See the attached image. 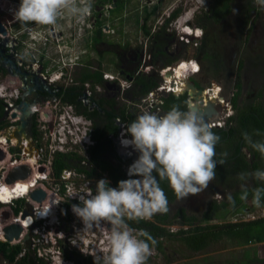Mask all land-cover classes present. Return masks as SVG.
<instances>
[{
	"label": "clouds",
	"instance_id": "obj_1",
	"mask_svg": "<svg viewBox=\"0 0 264 264\" xmlns=\"http://www.w3.org/2000/svg\"><path fill=\"white\" fill-rule=\"evenodd\" d=\"M16 1L19 5L11 10L12 13L0 7V24L4 27L3 24L5 23L1 21L3 14H12L15 24L21 26L23 32L18 37L20 44L14 49H19L18 52L23 55L27 48L29 50L33 49L29 47V44L42 45L43 48L36 50V52L40 54L43 51V55L49 46L56 45V36H59V34H56V28L62 27L58 23L61 19L75 20L82 23L83 26L86 24L84 30L87 34L92 31L88 26L91 18L90 0ZM189 1L193 0H188L184 4L179 3L178 6L174 7V11L179 9L181 12L183 8L187 7L186 5ZM195 3L193 1L191 5ZM255 3L260 7H264V0H255ZM200 4L205 6V0H200L198 5ZM181 6H183L182 9H180ZM197 9L193 8L189 11L190 20L194 18ZM237 11L233 9L234 14ZM167 24L168 21H166L165 25ZM37 26L42 27L35 30L34 28ZM69 28L71 30L74 29L70 25ZM52 29L55 32L50 34ZM5 30L7 32L6 36H8L9 29L7 31L5 28ZM31 31L37 33V35H32ZM6 36L0 37V41L6 40ZM3 42L0 43L3 49H13L8 44L4 46ZM114 42L116 44L119 43L118 41ZM39 54H34L32 50L31 56H39ZM193 64L196 65L194 62L191 65ZM63 73L67 75L69 72L63 71ZM67 78L68 76H62L61 80ZM24 107L25 110L28 108L26 105ZM32 111L33 109L30 107L28 112L32 113ZM23 118L24 115L21 116V119L16 124L18 125L21 122L13 134L8 133L7 135L3 132L8 138L11 137L13 140L16 138L17 140V144H15L12 151L15 149L19 150V146H22V138L28 136L25 130L21 133V140L15 136L20 131ZM0 128L1 130L3 129V127ZM57 134L60 136V133L57 132ZM122 136H130L131 138L122 139L121 145L131 147L139 153L137 159L128 168L127 175L129 178L125 175L128 179L120 180L116 187H111L110 182L102 178L96 181L94 192L90 188L84 193L73 191L66 198V200L74 198L73 200H77V203L68 202L69 206L65 207L66 211L63 214L74 215L83 225V228L76 233L71 243L73 245L81 243L80 246L83 250L79 249L83 254L93 257V264H147L148 258L154 255V246L157 244V240L145 230H137L130 227L127 221L150 220L156 214L169 212L168 198L160 186V181H167L168 186L173 190L177 199H185L190 195H197L203 192L208 188L210 182L216 179L218 164L215 159L216 145L220 137L212 131L211 126L195 111H181L176 106H173L164 115L145 111L124 128ZM243 137L253 150L264 157V142L253 141L247 133L243 134ZM64 144L68 146V143ZM124 146L123 148H125ZM2 154H4V157H2ZM223 155L226 157L227 153ZM7 158L8 155L0 149V159L4 160ZM224 162L223 159L219 161L220 164ZM124 169L126 170L127 167L124 166ZM2 172L3 168L0 167V173ZM248 175L264 181V170H257L251 174L241 173L240 179H246ZM1 177L0 180L2 179ZM41 183L43 184V182ZM41 189L45 192L43 188ZM262 193H264V189L261 188H257L253 193V203L257 206L260 205ZM246 196L247 193L245 192L244 198ZM21 201H25V205L22 211L17 213H21L20 219L24 209L28 211L29 215L35 214V206L30 201V205L26 206L28 199L24 197L10 199L9 202H1L0 204L11 206ZM64 203H61V200H58L56 204L53 203L55 209L52 210L53 214L49 213V215L53 217L54 222L56 220V223L59 220L61 221ZM30 210L32 211L30 212ZM103 225H109V227H103ZM28 226L29 224L26 227ZM26 227L22 228L26 230ZM97 227L101 228L98 247L91 251L86 250L82 247L85 242L82 239L86 238ZM0 243L7 242L0 241ZM58 264H63L62 258L58 260Z\"/></svg>",
	"mask_w": 264,
	"mask_h": 264
},
{
	"label": "flooded vegetation",
	"instance_id": "obj_2",
	"mask_svg": "<svg viewBox=\"0 0 264 264\" xmlns=\"http://www.w3.org/2000/svg\"><path fill=\"white\" fill-rule=\"evenodd\" d=\"M125 1L128 0H114L113 3H111V8L110 10L113 13H119L121 11V14L123 13V9L125 8ZM152 1V0H148ZM185 0H180L179 3L184 2ZM164 0H156V3L151 2L152 3V8L154 10H150L149 13L150 17L147 20V29L150 31L151 27L157 24V21L160 19H164V23H166V21L170 22L173 18H175L178 13L180 12V10L178 9V13L177 15L173 16L174 11V7L178 6L175 5L176 3L167 5V7L165 8L163 5ZM161 3V6H160ZM252 1L251 0H244V2L242 3V6L240 7V12L238 14V22L240 25L245 26L246 24V20H247V14L250 15H254L253 18L258 17L257 15L259 14V10L258 9H254V7L251 5ZM97 0H94V10L91 13V18L89 20V23L91 24L90 30H92L90 33H88L86 36H76L78 35L77 32H75V29H72V33L71 36L70 35V28L69 25L70 23H65L64 25L66 26V30L61 32L59 34V36H56V46L58 47V49H63L65 50L66 47H68V51H67V56L69 59L74 60V70L72 71V73H68L67 75H65L64 73H61L60 68L57 66V68L54 71L57 75V80L60 79L62 76H70L72 77V81H68V80H60V81H56V84L54 85H49L48 83H43L40 81V79H44L43 75H48L46 70H47V66L45 65V57L43 55V51H41V53L39 54V56H28L26 54L23 55V58L21 56V54L18 52L19 49H14V47H17L20 42L18 41V37H16V39H13L12 41H9L7 44L11 46V48L13 49H3L0 46V79L2 81L1 87L3 89V91H5V93H9L13 90V88H16L20 82H15L14 79L11 80L10 83V78H12V76L17 73L18 76H20L22 78L21 81L24 82V86L21 89V98L25 99V102H23V115H24V120H25V131L27 132V134L32 133L35 137L40 136V133H43L44 130L41 129L39 130L38 123H37V118L38 116H40V111L39 112H35L32 111V113H29L28 111H30V105L34 104V103H39L42 104V102L48 98H52L56 93V96H60L62 94H64V98H63V102L64 103H58L56 104L57 108H59L62 111H64L65 109V104L67 105V107H69V105L72 107V109L70 110V112L76 113L77 115H81V116H86L89 117L92 121H93V127H94V131H93V139L96 142L94 146L91 147V150L93 147H95L97 145V141L94 138V134L96 131V126L97 125H103L104 123L107 125L109 122L108 120H106L107 117V113L108 112H112L114 113L113 118L110 120L112 123V126L114 127L115 131L114 133H108L107 137L109 139H111V141L113 142V150L111 151V149L108 152H111L115 155V159L116 162H112L114 165H119L121 164L122 170L124 168L123 166V162L122 160L118 157V155L116 154L115 151V138L118 137V128L115 127L114 125V119L117 116H123V117H127V112H126V107L125 104L117 101V97L122 95V88L120 87L117 91V93L115 94V96L113 97H107L104 96L102 97V95L96 96V98H94L95 102L97 103V107H88L85 106L81 103L80 99L81 96L84 95V92H86L87 89V84H91V85H96L97 83L100 84H107V82L104 79V73L107 70H118V72H120V74H129V72L125 71V67L127 62L130 61V58H128L129 56L127 55L129 53L130 50H125V47H117L119 49L116 50L114 49V51H110L109 49L105 50L104 52L102 51V49H100V47H104L106 44L105 41L107 42L108 36H104V31L107 30L108 28L111 27V25H108L106 23V16L107 13L105 11V5H108L107 3H105L103 6H97ZM156 4H158V6H155ZM178 4V3H177ZM230 0L227 3V7H221L219 3H216L215 0H205V6L203 4L198 5V9L196 11V14L194 15L195 19L197 20L198 17L200 18V22L201 24H203L204 26V30L203 28L200 26V24L198 23V26H200L202 28V35L205 34V40H204V46L200 49L201 50V54L198 55L202 62L203 60H207L209 62L210 57L215 58L216 59V54L213 53V51H215V47L217 46L216 42L214 40H212L211 38L209 39V36H207V33L209 30L215 28L216 24V20H221L219 18L224 17L223 14H228L229 10H230ZM163 5V6H162ZM145 7V6H144ZM149 7V6H148ZM217 7H219V10H217ZM146 8V7H145ZM160 10H159V9ZM159 10V13L157 12L156 15V11ZM160 11L162 14H160ZM260 15V14H259ZM151 16H154V18L152 19L154 23H152L150 26L148 25ZM109 17V16H107ZM125 17V15L122 14V16L118 17V20H123ZM146 17V16H145ZM144 17V19H145ZM169 17V18H168ZM168 18V19H167ZM143 19V20H144ZM101 21V26H99L98 21ZM117 20V19H116ZM117 20V21H118ZM111 20L108 21V23ZM245 21V22H244ZM138 23V25L140 26V31L143 34V27L142 25L144 24V21H142L139 24V19L136 21ZM252 21H249L248 24H251ZM222 24V23H221ZM220 24V25H221ZM119 27L121 28L122 26L119 25V21L118 24L115 28H112L113 34L115 35H122L123 33V27L119 29ZM153 27V28H154ZM10 29L13 30V26H10ZM101 32V36L98 34V32ZM154 30V29H152ZM151 30V31H152ZM68 31V32H66ZM151 31L149 32V34L151 33ZM162 30H157L154 31L152 33V35H154L157 32H160ZM215 31V30H214ZM60 32V31H59ZM65 32V33H64ZM10 34V33H9ZM145 34V33H144ZM148 34V35H149ZM222 35V33L220 34ZM146 36V35H145ZM118 38V37H117ZM247 39V35L245 34L244 37L241 38L237 41L238 42V46L237 48H239V45H243L244 46V41ZM118 41V39L116 40ZM158 43V39L156 38V36H154L153 38V43L154 44L152 46L154 54H155V50H156V44ZM165 43V42H164ZM108 45V44H107ZM118 45V44H116ZM110 46V45H109ZM213 46V49H212ZM105 48V47H104ZM116 48V47H115ZM165 51L167 49V43H165L164 45ZM242 48V47H241ZM243 49V48H242ZM94 50V52H96L97 58H93V53H91V51ZM108 52H113L115 55L110 54ZM212 52V53H211ZM100 53L103 56H106L107 58L104 57V59H100L99 55ZM134 53V51L132 50V52H130V54ZM167 53V51H166ZM220 57L217 56V58ZM212 62V61H211ZM19 63H22V65H19ZM36 63H39V68L38 70H36V72L33 70V67H35ZM95 63V64H94ZM14 66H17L18 69L14 70ZM222 66H224L223 64V60H222ZM129 68H132L130 66H128ZM243 67V66H242ZM176 69V73L177 75L182 78L184 76L182 68H179L178 65H176L175 67ZM102 73V80L101 82H98L95 80V78H89L87 79V75L90 74H95V73ZM182 76H181V75ZM47 77H50L47 76ZM183 79V78H182ZM69 82V84H67ZM63 85V86H62ZM120 85V84H119ZM62 86V87H60ZM122 86V85H120ZM56 89H58V91H56ZM56 91V92H55ZM70 92V97H73L75 99V102L70 103L69 100L66 99L67 94ZM137 91L136 90H131L129 92L126 93L127 97H131V98H136L137 96ZM219 95V90L214 89L213 92V96L214 97H218ZM212 97V96H211ZM187 100V104H188V98L186 97ZM102 101L105 102H112L113 105H109L106 104L104 107L101 105ZM219 104H221L223 107H227V100L225 97H223V95L220 94L219 96ZM26 103V104H25ZM24 104L26 105V107H28L25 110ZM86 111L88 112V114L86 113ZM188 111V109H187ZM25 112V114H24ZM57 112V109H56ZM61 112L58 114L57 117H60ZM94 112H98L99 114V118H94L92 116H89V114H92ZM8 114V113H7ZM14 115H16V113H14ZM4 116L3 112H0V118H2ZM9 116V114H8ZM67 116V115H66ZM48 117V116H47ZM69 119V116H68ZM102 119H105L104 123L102 122ZM69 122H71V120H69ZM56 123H57V119H56ZM21 124V122H20ZM59 124V123H58ZM82 124V122H81ZM100 125V126H101ZM228 122L226 123V126H228ZM38 127V128H37ZM212 131L220 136L218 134L219 131H228V128H222V129H212ZM41 137V136H40ZM119 138V137H118ZM24 139H27L29 141L28 137H24ZM120 140V138H119ZM233 144V143H232ZM33 145V144H32ZM120 145H121V140H120ZM122 146V145H121ZM123 147V146H122ZM245 149V150H244ZM32 152V148L30 149ZM216 157L217 159L220 160H224L225 162L223 163L224 166L226 168H230L232 164L235 163L234 158L232 160V156H235L236 153V147L234 146H230L226 141L225 142H221L220 141L217 143L216 145ZM105 152L103 157L105 158L106 153ZM252 148L250 147H242L240 150V155H244L246 153H249L250 155L252 154ZM227 153V156L225 157L223 154ZM60 154V153H58ZM57 154V155H58ZM252 159L254 160V158L252 157ZM108 160V159H106ZM247 159L244 158V161H246ZM110 161V160H109ZM229 161V162H228ZM35 162V161H34ZM70 163H72L71 167H68L64 170H78L82 169L85 171H82L84 173L88 172V173H93L94 171V175L97 176L100 179H107L110 184L113 183V181L108 177V174L103 173V171H100L98 168H96L94 166V164L92 163V161L88 162L87 164L89 166H85L82 163V160L79 159H71L69 160ZM247 162V161H246ZM54 169V166H53ZM63 170V171H64ZM62 171V172H63ZM124 172V170H123ZM87 174V173H86ZM102 174V175H101ZM240 173H238L236 176H225V177H216L217 183L219 186H224V187H232V182L235 181V178H238L240 180ZM93 176V175H92ZM88 179H78L76 178L75 180H66L67 182L61 181L59 184H61V188L62 189V194L65 195L66 194V189L70 186L72 191H76V192H80V193H84L85 190L84 189H92L93 192L95 191V184L96 181L90 179V176L87 175ZM93 178V177H91ZM59 179V178H58ZM97 179V178H96ZM248 180H252V179H248ZM86 183H89L88 185H85ZM237 182V181H236ZM252 183V181H251ZM241 183H237L234 184V188H231V190L229 192L225 193V197L228 199L227 202H220L222 197L220 196V191L216 192L215 190H213V192H216V195H219L217 198H210L207 203L204 206V209H202V211L199 213L198 216L196 215H191V214H187V212L185 211V209L179 205V206H175V208H173V210H171V205H173V203L175 202V200L177 199V197L175 198V200L173 202H169V212L166 214H156L154 215L150 220H139L141 222H143V226L141 227L139 225V223H137V221H132V220H128L127 223L129 224L130 227L137 229V230H145L147 231L153 238H155L157 240V243L161 246L162 251H157L154 248V255L150 256L149 258H155L156 257H167V259L169 258V255H167V253H170V244L173 238H177L179 237V235H177L179 230H186L188 228H194V227H204V226H215L212 224H205L204 222H208V220L211 219V216L214 212H216L218 209L223 208V207H227V208H233L235 206H237V203L243 199L244 200V196L234 205V206H229V203L231 202V198H232V193L236 190H248L249 191H255L253 188L251 187H246V188H236V186H239ZM82 186V187H81ZM171 188L168 186V191ZM166 196H169L168 193H166ZM215 194V193H214ZM215 195V196H216ZM246 198H248V200L251 202H253V198L249 196V194L246 196ZM70 200H66V202H70L73 204L77 203V200H73V198H69ZM189 201H190V197H189ZM65 204V203H64ZM190 206V202L187 203ZM214 205V206H211ZM69 206L68 203L66 204V207ZM208 207H211L213 209L214 212H212L211 216L208 217V219L202 220V216L204 215V212L207 211ZM179 209H183L184 210V216H190L195 218L194 221H192L190 224H185V220H183V218L180 215H176L177 210ZM62 211H66L65 207ZM44 212V211H43ZM44 214H49V210L45 211ZM43 214V215H44ZM48 219V218H47ZM65 220H68L67 224L69 225V229L65 226H62L61 224L63 222H65ZM25 222L28 221V218L24 220ZM74 222H76V217L74 215H69V214H63L61 215V221H59L58 224H56L55 228H56V245H54V252L50 251L48 249V251L46 252V254L43 253V248L46 249V246L48 245V243H39V246L36 247V244L34 242H23L25 244H20L21 245V251L17 253L15 260L14 261H10L7 259V262L9 264H13V262H15L14 264H41L40 261L37 259V256H40V258L42 260H47L49 263L47 264H58V260L62 258L63 260V264H93V257L91 255H85L81 252V250L77 247V245H73L71 243L72 237L74 238L76 233L78 231L81 230V228H76L74 227L75 225ZM73 223V224H72ZM131 223V224H130ZM65 225V224H64ZM82 225V224H81ZM80 225V227H81ZM173 225H177L175 229H173ZM77 226V224H76ZM105 227H109V225H104ZM230 226L224 224V225H218L215 226L212 230L215 233H225V231L229 230ZM61 232H63L64 236H58V234H60ZM92 233H89L87 236H89L91 239V241L88 243L84 242L82 244V247L85 248L86 250H94L98 247L99 244V238L96 236H92ZM58 236V237H57ZM29 237L31 238L32 235L29 234ZM179 240V239H178ZM217 241V240H216ZM215 242V241H214ZM67 243L71 244V245H67ZM33 244H35V246H33ZM183 245V243H182ZM185 247V245H183ZM14 246L12 244H9V248H13ZM53 246H51L52 248ZM87 247V248H86ZM72 248V249H71ZM185 249H187L185 247ZM83 250V249H82ZM188 250V249H187ZM39 253V255L37 254ZM43 255V257L41 255ZM51 260V261H50ZM169 260V259H168ZM55 261V262H53ZM44 262V261H42Z\"/></svg>",
	"mask_w": 264,
	"mask_h": 264
},
{
	"label": "built area",
	"instance_id": "obj_3",
	"mask_svg": "<svg viewBox=\"0 0 264 264\" xmlns=\"http://www.w3.org/2000/svg\"><path fill=\"white\" fill-rule=\"evenodd\" d=\"M193 1L196 2L195 4H193L195 5L194 8H198V3H200V0H193ZM2 2L5 5H2V3L0 2V7L2 9L8 10L9 13H12L11 9L8 8L9 5H12L13 3L19 5V3L16 0H2ZM189 8L190 7L183 8L182 11L170 22H168L167 25H165L164 23L165 21L163 18L159 19L154 27V30H152L149 35L142 36L144 41L141 43V45L138 46L137 44H135L138 48L136 47V49L133 50L134 53L127 54L129 56L128 58H130V61L127 62V64L128 66L132 67L129 68L126 64L125 71L129 72V74L126 73L120 74L118 70H107L104 73V79L107 82V84L105 85L100 83H97L96 85L87 84L86 92H84V95L81 96L80 101L83 105L91 107V109L92 107H97V103L94 100L96 96L99 97V95H102V97L104 96L113 97L118 92L117 90L120 87L122 88V95L117 97V101L125 104L127 117L125 118L123 116H117L114 119V124H115L114 126L118 128V137L120 138L121 141L124 138H128V139L131 138L130 136L123 137L122 133L124 132V128L127 125H129L132 121H134L138 115H141L145 111L150 113H155L158 115H163L162 112L165 110L166 99L170 96L181 97L182 95H185L188 98V105H187L188 110H189V103L192 106H196L197 104H200V102L202 103V105H204L208 101H214V102L219 101V96L224 89L220 81L217 80L211 81L209 87L207 86L204 87L203 89L201 88V86H198L192 82V80L198 79V76L201 73L203 67V62L201 58L196 55V53L185 56L183 55V57H180L173 62L170 61L169 63H166L162 58H156L152 48V46L154 45L152 44L153 38L155 36L152 35V33L157 30H162L164 31L165 34L164 42L167 43L166 51L168 55H170L173 49L175 50L179 48V50L182 51V48L186 46H192L193 48L198 50L199 46L201 45L200 40L202 38V29L200 26H198V24L195 23L194 20L195 17L191 20L189 19L191 18ZM3 25L7 29V31L9 29V26H11V24H7V25L3 24ZM88 26L91 27V24L89 23ZM155 28H157V30ZM185 29H188V31H185ZM54 32L55 31L53 29L50 30V34H53ZM197 33H199V35H197ZM122 42L123 44H125V47L129 46L130 47L129 49H131V47H134L133 41L129 42L128 38H126L125 41L123 40ZM68 50H69L68 47H66L65 50L58 49L56 53L57 54L56 58H53L52 54L48 52L44 53L45 65L47 66L46 72L48 75L45 76L43 75L44 79H40L41 82L48 83L49 85H54L56 84V81H60L61 78L57 80V75H55L56 74L55 72L57 71H54L57 68V66L60 68L61 73H63V71H68L69 73H72V71L75 68L74 63L76 62L75 59L71 60L68 58L67 56ZM31 53L32 51H29L28 49L25 51V54L28 56H31ZM21 56L23 58V54H21ZM33 56H38V55H33ZM193 62L197 65L198 68L197 71L191 70L190 65ZM19 65H22V63H19ZM176 65H178L179 68H182L181 65L189 66L187 69L182 68L184 74V76L182 77L183 79L177 75L175 69ZM39 67H40L39 63H36L35 67H33V70L36 72V70H38ZM13 69L17 70L18 67L14 66ZM49 75L50 77H47ZM146 76H150L152 78L154 77V79H156V84L146 94H140L139 80L141 77H146ZM221 77L225 79V75H221ZM13 79L15 82H20V84L16 88H13V90L7 94L5 93V91H3L1 87L2 81L0 79V112L4 113V116L0 118V127H5L6 130L8 129L10 134H13V132L16 130V124L23 115L22 107H23V102H25V99L21 98V92H22L21 89L24 86V82L21 81L22 78L18 76L17 73H15L12 76V78H10L9 80L10 83L11 80ZM64 80L72 81L71 75ZM67 84H69V82ZM119 84L122 86H120ZM190 85H194L197 89H200L202 91V95L200 96L201 99L197 98L194 94H192V90L189 87ZM133 89L136 90L138 93L136 98L127 97L126 93ZM214 89L219 90L218 97L213 96ZM56 91H58V89H56ZM164 92L168 93L169 96H164L163 95ZM229 92L231 96L225 97L227 100V107H226V111L223 114V118L216 122L210 123L209 125L211 126L212 129L216 127L222 129L223 127H225L229 118H231L234 114L233 99L236 93V89L234 85L232 86V89ZM53 95L54 96L52 98H48L42 102L43 104L42 107L41 104L39 103H34L30 105L33 111L35 112L40 111V116H38L37 118V123L39 127H41L40 125L43 124L42 121L46 120V123L43 124V126L40 128L44 130L43 133L46 136L44 139V141H46V143L48 144L46 148L53 149L55 152L53 154L55 155L60 152L64 154L77 155L78 158L82 160L81 164L85 166H89L87 163L91 161V147L94 146L96 143L92 135L94 131L93 121L89 117L77 115L76 113L72 114L70 112L72 107L70 105L69 107H67L66 104H65L66 107L62 112L56 106L57 112H56V116H54V113L52 112V108H51V102H54L56 104L64 103L63 102L64 94H62L61 97L56 96V93ZM60 112L61 114L59 119H61L64 122V124L60 125V127L55 131L53 128H55L56 126V117ZM7 113L9 114V116ZM14 113H16V117H14ZM69 120H71V122H69ZM48 121H50V123H48ZM81 122L82 124H79ZM57 132L60 133V136L57 134ZM35 139L36 140H34L33 137L29 138V141L33 144L32 152L27 150L25 145H28L27 144L28 140L24 139V137L22 138V146H19V150L15 152L12 151V149L15 146L13 139L11 137L8 138V136L5 135L0 128V141L3 140V143L0 142V149H2V151H4L8 155L7 159L5 160L0 159V164L2 167V164L5 163L6 160H9L8 165H10V168H7L2 172L1 180H3V182L5 181V178L8 176L9 172L16 166H19L18 163L23 161V159L27 160L28 157L30 156H32V159L34 160L29 159V161H36L35 165L32 164V167L35 168L37 172H39L38 170L45 165L40 163V159H42L41 157L42 154H46L48 152L46 151V148H42L43 147L41 146L42 144H39L40 141L38 139V136ZM55 139H56V143L54 144ZM64 143H68V146H66ZM125 148L128 149V155L131 158L133 156L134 150L131 147H125ZM54 159L55 156L53 158V161ZM133 161L135 160L129 159L127 160V164L125 165L127 167V171L124 169V173L127 177H128L127 175L128 168L133 163ZM15 162L17 164H15ZM39 174H42V176L45 177V179H41V182H43V184L45 183L47 184L49 173L47 174L44 171H42L39 172ZM60 178H62L63 180L65 179L72 181L75 180L76 178L81 180L88 179L86 173L80 172L78 170H64ZM88 184L89 183L85 182V185ZM71 187L72 186L68 187L66 190L67 191L66 194L63 195L61 184H58L57 192H56V195L59 197L58 200H61V202L66 201V198L69 197V193L73 192ZM84 190L85 192L87 191V189ZM34 211L35 214L30 215L33 219L32 222L29 224L28 227L25 228L27 233H30L32 235L31 238L33 242L36 244V247L39 246L40 242L42 243L45 242L48 244L49 242H51L52 244H54L56 241L55 226L56 224L59 223L60 220L57 221L56 223V220L54 222L53 217L49 216L50 221H46L47 219L39 218L41 212H39L38 208H35ZM63 213L64 211H62V215ZM256 215H259L260 219H264V208L259 209L256 212ZM259 218H255V219H259ZM250 220L252 221L254 220V218L250 217ZM73 225H75L74 227H76V222H74ZM103 227L105 226L103 225ZM80 228L82 229L83 225H81ZM91 233L92 236H96L100 239L101 228L100 227L94 228L91 231ZM58 236L63 237L64 236L63 232L58 234ZM22 238H23V234L20 235V239ZM89 238L90 237L87 236L86 238H83L82 241L89 243L91 241V239ZM80 244L77 245L78 248H81ZM47 251L43 250V253L46 254ZM41 256L43 257V255Z\"/></svg>",
	"mask_w": 264,
	"mask_h": 264
},
{
	"label": "rangeland",
	"instance_id": "obj_4",
	"mask_svg": "<svg viewBox=\"0 0 264 264\" xmlns=\"http://www.w3.org/2000/svg\"><path fill=\"white\" fill-rule=\"evenodd\" d=\"M90 1H91L90 3H91V13H92L94 10V0H90ZM153 1L154 3H156V0H152L149 2L148 0L125 1V8L122 10L123 11L122 14L125 15V17L121 21L118 20V17L122 16L121 11L119 13H113L110 10L111 8L110 3L108 5H105L104 6L105 11L107 13V16H109V17L106 16L105 18L107 20L106 23L108 25H111L112 28H115L119 21V25L123 27V33L122 35L121 34L115 35L113 34L112 28L111 27L108 28L103 33H104V36H108L109 39H107V42L105 41L104 43L106 44L104 46L105 48L100 47V49H102L103 52L107 49H109L110 51H114V49L119 51L117 47L118 46L125 47V44H123L122 41L123 40L125 41L126 38L129 39V42L133 41L134 43L133 45L134 47H131V49H129L130 48L129 46L125 47L126 51L130 50L129 53L132 52V50L136 49L137 46L135 44L140 46L141 43L144 41L142 36H145V34L141 33L140 26L138 25L136 21L139 19L140 21L139 24H140L143 21L144 17L146 16L147 12L155 9V8L153 9L151 6L152 5L151 2ZM179 1L180 0H164L163 5L165 8L167 7V5H170L173 3H176L175 5H179ZM186 1L188 0H185L182 3L184 4ZM251 1H252L251 5L254 7V9H258L260 11L259 12L260 15L259 14L257 15L258 17L253 18L254 15L247 14V20H246L245 26L240 25L237 18L240 12L239 11L240 7L242 6V3L244 2V0H230V4H229L230 10L228 14L227 15L223 14L224 17L219 18L221 19L220 21L216 20L217 25L215 26V28L209 30L207 33V36H209V39L211 38L217 44V46H214L216 50L213 51V53L216 54V60L219 61V64H221V66H222V60H223V64H224V66H222L223 73L215 74L214 71L212 70L213 62H211V60H209V62L207 60H203V66L205 64V68L203 69L202 67V71L199 74L198 79L192 80L194 84L201 86L202 89L207 86L209 87L211 81L213 80L220 81V83H222V86L224 87L223 92H221V95H223V97H229L231 96L229 91L232 89V86L236 82L237 65L239 61H241L243 63V67L239 72L241 90L238 92V95H237V103H236L237 108L248 106V105L264 107V7H260L259 5H257L255 3V0H251ZM0 2L2 3V5H5L3 4L2 0H0ZM192 3L193 1H189L186 5L187 7H190L189 8L190 10H192L195 7V5H191ZM155 6H158V4H156ZM160 6H161V3H160ZM17 7H18V4L13 3L12 5H9L8 8L12 10ZM182 8L183 6L180 7V9ZM233 9H236L238 11L234 14ZM159 10L155 12L156 15H157V12L159 13ZM217 10H219V7H217ZM160 14H162L161 11H160ZM153 18L154 16H151V19L148 23L149 26L152 23H154L152 20ZM109 20L111 21L108 23ZM194 20H195V23L200 22L199 17L197 20L196 19ZM1 21L5 24H12L13 26V30H11L9 26L10 34L8 33V36H6L7 39L0 41V43L4 41L3 44L5 46L9 41L16 39V36L19 37L22 34L23 30L20 25L15 24L16 22L13 19L12 14L11 15L3 14ZM249 21H252V23L248 24ZM58 23L62 27L59 29L55 27L56 34H60L61 32L65 31L67 25H64V24L70 23V26H72L75 29V32L78 33V35L76 36H86L87 35V32L84 30V26H86V24L83 26L82 23H79L75 20H70V19H61L60 21H58ZM39 27H42V26H37L34 29L38 30ZM153 27L154 25L151 27L150 31L154 29ZM121 28L119 27L118 30H120ZM155 29L157 30V28ZM69 32H70V35L68 36H71L72 30L70 29ZM221 33L222 35H220ZM31 34L35 36L37 35V33L32 32V31H31ZM245 34L247 35V39L244 41L245 43L244 46L239 45V48H237L238 46L237 41L240 38L242 41V38L244 37ZM117 39L119 41L118 45H116V43L114 42ZM25 40L28 41L27 39ZM164 40H165V35H164ZM29 47L33 49L31 50H29L28 48L27 49L29 51L33 50L34 54H39V52H36V50L43 48L42 45L40 46L38 44L36 45L29 44ZM57 49L58 47L56 45H52L46 49V52L52 54L53 58H56ZM212 49H213V46H212ZM22 52L24 53V51ZM91 53H93V56H94L93 58H97L98 54L94 52V50H92ZM108 53L115 55L113 52H108ZM193 53H196L197 56L199 55L198 50L193 48L192 46L183 47L182 51H180L179 48L175 50L173 49L169 55L170 58L169 59L167 58L168 63L170 61L173 62L177 60L178 58L183 57V55L185 56V55H190ZM219 55L220 57L217 58V56ZM99 57L101 60L104 59V57L107 58L106 56H103L101 53ZM221 75H225V79H223ZM154 81L156 82V79H154ZM42 105L43 104H41V107ZM51 108H52V112L54 113V116H56V103L51 102ZM233 112H234V115H233L234 117L236 115V112L234 109H233ZM56 119H57V123H56L55 128L51 127L55 131L60 127V125L64 124V122L61 119H59V117H56ZM42 122L43 124H45L46 120ZM48 123H50V121H48ZM43 124H41L40 126L42 127ZM19 126L20 124L16 125V129ZM223 128H227V126ZM38 129L41 130L40 128ZM1 131L7 135L8 133H10L9 130L8 129L6 130L5 127H3ZM40 136H39L40 137L39 144H42L41 145L43 146L42 148H46L48 146L46 141H44L46 136L44 133H40ZM28 137L29 138L33 137V139L36 140L35 136L30 132L28 134ZM55 143H56V139L54 141V144ZM14 151L17 152L18 150L15 149ZM46 151L48 153L42 154L41 156L42 159H40V163L45 164L47 166L45 165H44L45 167L42 166L38 171L39 172L44 171L47 174L49 173L48 179H47L48 183L43 184V187L47 190H50L52 194L54 195L53 200L50 201V205L53 207V203L56 204V202H58L59 197L56 195L57 187H58V184L61 181H63V179L62 178L56 179V176L54 174V169H53V166H54L53 158L55 156V154H53L55 153L54 150L50 148L49 149L46 148ZM105 158L110 160L111 162H114V163L116 162L115 155L111 152L106 153ZM245 158L247 159L246 161L248 162V164L252 165V163L254 162L252 159V154L250 155L249 153H246ZM29 159H32V156L28 157L27 160L23 159V161L18 163V165L19 166L28 165L32 169V163L31 161H29ZM27 162L29 164H27ZM8 163H9V160H6V162L2 164L1 168H3V170L10 168V165H8ZM19 166H16V167H19ZM1 175L2 173H0V177ZM90 179L98 181L100 178L93 175V176H90ZM248 179L249 178L246 177V179L238 181L239 179L235 178L234 179L235 181L232 182L233 186L227 187V188L222 185L219 186L218 184H216L217 180L215 179L212 182H210L208 188L205 189L203 192L197 195H190L185 199H176L173 205H171V210H173L175 206L181 205L185 209L187 214L198 216L199 213L202 211V209H204L205 204L210 198H213V197L217 198L219 196V195H216L217 194L216 192L220 191L221 193L220 196L222 197L220 202L224 203V202H227L228 200L225 197V193L229 192L231 188H234L235 187L234 184L241 183L239 186H236V188H246L248 186L253 188L254 183L258 185L261 182H264V181L254 179V180H251L252 181L251 183V181ZM64 182H67V181L64 179ZM213 190H215L216 192H213ZM189 197H190V201H189ZM189 202H190V206L187 204ZM61 203H64V201ZM67 203L68 202L65 201L64 207H66ZM22 204H23L22 202L16 203L11 206H4L0 204V232L3 231L4 234L6 235L5 228L14 224L16 221H18V219H20L21 213L17 214L15 210L19 205L22 206ZM262 208H264V206H261V205L257 206L252 201L250 202L248 198H244V200L241 199L237 203V206L233 208L223 207V208L218 209L216 212L212 214L211 219L208 220V222H204V223L212 224L215 226L224 225V224L226 225L236 224V223H241V222H246V221L251 222L250 217L254 218V220L252 221H255V220L257 221V219L255 218H259V215H256V212ZM53 209H55V207ZM31 211L32 210H30V212ZM49 216L51 215L44 214L42 215L41 218L49 219ZM47 221H50V219ZM31 222H32V219L30 223ZM67 222L68 220H65V222H63L61 225L64 227L66 226L69 229V225L67 224ZM76 224H77L76 227L80 228V225H81L80 220H76ZM176 226L173 225L172 228L175 229L177 228ZM22 234H23L22 239H20L18 242L9 243V244L20 245V243L25 244L26 242L28 243L33 242L32 238L29 237L30 233H27L26 230H24ZM217 235H218L217 241L215 242L210 241L206 243L205 247L199 252H192V251L185 249V247L182 245V243L177 238H173L170 244V249H171L170 253L169 252L167 253V255H169V258H168L169 260L167 259V257L154 256L155 258L153 259L148 258L147 264H264V243L248 244V245L239 244L238 245L236 243H238L239 240H242L241 238L242 236H238L240 238H237V237L229 238V237H226L224 233L222 234L217 233ZM23 240H25L24 241L25 243H23ZM54 244L49 242V244L46 246V249L45 248L43 249L45 251L49 249L50 251L54 252ZM67 245H71V244L67 243ZM33 246H35V244H33ZM51 246L53 247L51 248ZM37 254L39 255V253ZM37 259L40 261L41 264L49 263L45 259L42 260L40 256H37ZM14 263L15 262H13V264ZM0 264H9L7 262V259L3 256V252L1 251H0Z\"/></svg>",
	"mask_w": 264,
	"mask_h": 264
},
{
	"label": "trees",
	"instance_id": "obj_5",
	"mask_svg": "<svg viewBox=\"0 0 264 264\" xmlns=\"http://www.w3.org/2000/svg\"><path fill=\"white\" fill-rule=\"evenodd\" d=\"M20 1V0H19ZM229 0H215L216 3L221 4V7L226 8L227 3ZM114 0H97V6H103L105 3L111 5ZM178 11H175L173 13V16L177 15ZM150 14L147 13L144 21V24L142 25V29L145 33V35L149 34V30L147 29V20L149 19ZM99 26H101V21L97 20ZM140 22V21H139ZM245 22V21H244ZM198 24V23H196ZM200 26L204 30L203 24L199 23ZM98 34L100 35L101 32L99 30ZM156 38L158 39V43L155 45V56L156 58H162L164 62L168 63V59L170 58L169 55L166 53L164 48V31H160L154 34ZM101 36V35H100ZM204 40H205V34L202 35V38L200 40L201 45L198 48V54H201V48L204 46ZM165 57V58H164ZM168 58V59H167ZM211 61L213 62L212 70L215 74H221L223 73V67L221 64H219V61L215 58L210 57ZM243 63L239 61L237 65V73H236V82L234 84V87L236 89L235 97L233 99V109L236 112V115L228 120V131H219L218 134L220 135V143L221 142H227L230 146L236 147V153L235 156L233 155L231 158L235 163L231 165L230 168H226L224 164H220V159H217V168H216V177H225V176H236L238 173H245V174H251L254 173L257 170H264V157L261 156V154L255 150L252 149V157L254 158V162L251 164H248V162L244 161L245 156L240 155V150L242 147H250L243 137V134L247 133L251 136L253 141H259L264 142V107L255 106V105H248L244 107L237 108V95L238 92L241 90V84H240V70L242 69ZM205 68V64L203 66V69ZM181 75V74H180ZM182 76V75H181ZM89 78H95L96 81L101 82L102 73H95L87 75V79ZM156 84L154 81V77L146 76L141 77L139 80V93L140 94H146L148 91H150L153 86ZM67 100H69L70 103L75 102V99L73 97H70V92L67 94L66 97ZM102 106L104 107L106 104L113 105L112 102H101ZM187 100L186 96H181L179 98H176L175 96H170L166 99L165 103V109L170 110L173 106L178 107L181 111H187ZM88 114V112L86 111ZM106 117V120H108V124L106 125L104 123L105 119H102L103 125H97L96 131L94 134V138L97 141V145L92 148L91 150V161L94 164L96 168H98L100 171H103V173L108 174V177L113 181L112 184H110L111 187H116L118 182L120 180L128 179L126 178L125 174L123 173L121 164L114 165L111 161L104 159L103 155L105 152H108L110 149L113 150V142L111 139L107 137L108 133H114V127L112 126L111 119L113 118V111L108 112ZM234 115V114H233ZM89 116L99 118L98 112H94L92 114H89ZM233 124V125H232ZM233 143V144H232ZM217 151V150H216ZM57 157V158H56ZM71 159H79L77 155H69V154H58L55 155L54 160V174L56 178H60L62 171L68 167L72 166V163L69 162ZM229 162V161H228ZM79 171H85L82 169H79ZM95 172V171H94ZM93 173H87V175L92 176ZM102 175V174H101ZM158 178V177H157ZM247 178H250L254 180L255 178L251 175H248ZM160 186L164 190V192L168 193L169 196L168 202H173L176 198V195L174 194L173 190L170 189L168 191V183L167 181H160ZM257 188L264 189V182H261L260 184L254 183L253 189L256 190ZM249 194L250 197L253 198L254 191L248 190H236L232 193L231 202L229 203V206H234L245 194ZM23 204L22 206H18L15 210L16 213H19L22 211L25 205V201H21ZM19 203V202H18ZM37 205V203H36ZM260 205L264 206V193L261 195V201ZM214 206V205H211ZM213 209L211 207H208L207 211L204 212V215L202 216V220L208 219V217L211 216ZM176 215H180L183 220H185V224L191 225L190 223L195 220V218L190 216H184V210L179 209L177 210ZM139 225L143 226V222L137 221ZM131 224V223H130ZM141 226V227H142ZM230 226L229 230L225 231L224 235L229 238H240L238 236H242V240H239L236 244H262L264 243V219L252 221V222H241L236 224H228ZM215 226H204V227H194V228H188L186 230H179L177 235H179L178 239L185 247L192 252H199L205 247V244L210 241H216L218 240L217 233L213 232V228ZM3 238V237H2ZM154 248L157 251H162L161 246L157 243ZM0 251L3 252V256L10 260L14 261L15 257L18 252L21 251V245H14L13 248H9V244L7 243H0Z\"/></svg>",
	"mask_w": 264,
	"mask_h": 264
},
{
	"label": "water",
	"instance_id": "obj_6",
	"mask_svg": "<svg viewBox=\"0 0 264 264\" xmlns=\"http://www.w3.org/2000/svg\"><path fill=\"white\" fill-rule=\"evenodd\" d=\"M0 32L3 35H6L7 32L5 30V28L2 26V24H0ZM192 90V94H194L197 98L201 99V95H202V91L200 89H197L194 85H190L189 86ZM164 96H169L168 93L164 92L163 93ZM177 98H179V96H176ZM189 110L195 111L197 112V114L203 118V120L207 123L210 124L212 122H216L218 120H221L223 118V114L226 111V107H223L221 104H219L218 101L214 102V101H208L206 104L202 105V103L200 102V104H197L196 106H192L189 103ZM168 112V110H164L162 113L163 115ZM214 129H219L218 127L214 128ZM25 130V120L23 118L22 120V126L20 128V131H18L15 136L21 140V133H23ZM115 151L116 154L118 155L119 158L122 159V162L124 164V166L127 164V160L130 158V156L128 155V150L123 148L120 145V140L119 138H115ZM131 150V149H129ZM139 153L138 152H134L133 151V156L131 157L132 160H136L138 157ZM2 157H4V154H2ZM127 170V169H126ZM31 177V168L28 165H23V166H19L14 168L9 176L8 179H6V183L8 184H13L16 180L22 179V180H27ZM31 198L35 201H37L38 203L42 204L46 198H47V194L46 192H44L41 188L36 189L35 191L31 192ZM30 202L26 201V206H29ZM28 215V211L26 209H24L23 211V215L22 218H26V216ZM6 229V239H7V243H12L13 241H18L20 240V235L23 233L24 229L19 225V224H12L10 226H8ZM25 240H23L24 242Z\"/></svg>",
	"mask_w": 264,
	"mask_h": 264
},
{
	"label": "bare ground",
	"instance_id": "obj_7",
	"mask_svg": "<svg viewBox=\"0 0 264 264\" xmlns=\"http://www.w3.org/2000/svg\"><path fill=\"white\" fill-rule=\"evenodd\" d=\"M3 36H6V35H3L2 33H0V37H3ZM15 140L16 138L13 141L15 144H17V141ZM0 142L3 143V140ZM27 144L28 145H25L27 150L31 151L30 149L31 148L33 149L32 143L28 141ZM31 163L35 165L34 161H31ZM15 164L17 163L15 162ZM27 164L29 163L27 162ZM0 167H1V164H0ZM31 170H32L31 174L33 173V176H31V178L27 180L19 179V180H16L13 184H8L6 183V181L3 182V180H0V203L9 202L10 199H15V198H21V197L27 198L28 201H30L33 204V206H35V208H38L39 212H41L40 217H39L41 218L42 215L44 214L43 211L49 210V213H52L54 206L52 207L50 205V201L53 200L54 195L52 194L50 190H47L43 187V184L41 183V179H45V177H43L42 174H39V172H37L35 168L32 167ZM36 188H43L48 195L47 199L42 204L38 203L37 201L31 198V192ZM27 218H28V221L25 222L24 220ZM31 219L32 217L28 214L26 218L18 219V221H16L15 223L20 224V226L24 228L28 224H30ZM0 241L7 242L6 235L4 234L3 231L0 232ZM15 242H18V241H15Z\"/></svg>",
	"mask_w": 264,
	"mask_h": 264
},
{
	"label": "snow or ice",
	"instance_id": "obj_8",
	"mask_svg": "<svg viewBox=\"0 0 264 264\" xmlns=\"http://www.w3.org/2000/svg\"><path fill=\"white\" fill-rule=\"evenodd\" d=\"M185 31H188V29H185ZM197 35H199V33H197ZM181 67L187 69L189 66L188 65H181ZM190 67H191L192 71H197L198 70L197 65L193 64V65H190Z\"/></svg>",
	"mask_w": 264,
	"mask_h": 264
}]
</instances>
